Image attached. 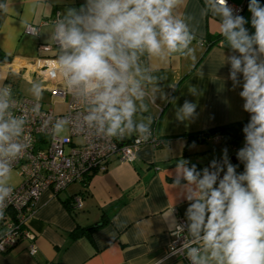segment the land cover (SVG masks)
I'll return each instance as SVG.
<instances>
[{
    "label": "clouds",
    "instance_id": "clouds-1",
    "mask_svg": "<svg viewBox=\"0 0 264 264\" xmlns=\"http://www.w3.org/2000/svg\"><path fill=\"white\" fill-rule=\"evenodd\" d=\"M37 2L33 0L30 11ZM182 2L82 0L77 6L76 0H68L63 16L48 26L56 46L48 75L62 80L65 94L83 108L77 118L81 129L107 139L122 140L133 133L144 141L150 138L152 117L144 113L149 111L146 101L156 102L159 79L146 61L196 60L190 18L177 14ZM0 9L8 11L6 4ZM247 10L250 20L228 0H205L201 11L202 16L219 18L222 46L229 50L220 52V67L230 66L226 79L232 90L240 88L248 121L241 129L243 146L235 153L239 163L232 162L224 147L219 159L203 168L182 158L169 171L179 198L187 204L184 221L178 223L173 215L175 204L171 216L177 229L173 235L183 238L190 264H264V4L248 0ZM30 34L40 35L36 28ZM28 83L31 113L43 115L45 83ZM188 92L199 96L196 86ZM197 107L185 100L176 108V120L194 122ZM27 123L12 88L0 86V219L13 192V166L29 147ZM69 124V118L56 119L52 134L59 137ZM241 164L243 170L238 171ZM185 231L189 239L183 237Z\"/></svg>",
    "mask_w": 264,
    "mask_h": 264
},
{
    "label": "crops",
    "instance_id": "crops-1",
    "mask_svg": "<svg viewBox=\"0 0 264 264\" xmlns=\"http://www.w3.org/2000/svg\"><path fill=\"white\" fill-rule=\"evenodd\" d=\"M67 3L68 0H38L30 11L33 0H0L8 7L7 12L0 9V86L11 83L17 87L11 82L13 76L22 74L23 79L29 80L40 60L56 57L55 49L38 50L39 45L53 43L48 27L51 23H42L56 14L63 16ZM247 3L248 0H228L229 5L243 7L240 15L250 20ZM204 7L205 0H183L177 10L178 15L190 18L196 34L192 42L195 62L178 57L167 62L146 61L159 79V90L154 104L146 101L149 111L144 115L152 117L151 126L164 145L141 146L131 162L110 158L106 171L94 174L86 189L73 183L57 195L49 190L42 192L36 211L27 222L35 235L36 252L30 255L28 242L22 241L8 253H0V264H185L171 256L169 250L176 228L171 216L174 204L177 222L180 218L184 221L187 207L179 198L169 171L182 158L205 167L213 158L219 159L224 147L230 156L231 147L223 144L219 136L207 137L200 144L190 142L189 136L248 121L238 96L240 88L232 90L231 81L226 79L230 66L220 67V52H229L222 46L223 38L210 47L204 44L220 34L219 18L210 13L202 16ZM28 25L37 27L40 35H27L24 31ZM246 27L254 31L250 24ZM218 77L226 82L223 84ZM191 86L199 90L198 97L189 94ZM185 100L198 105L199 116L194 122L175 118L176 108ZM231 160L236 162L235 157ZM68 200L70 210L63 204ZM99 222L104 223L90 231V236L71 235Z\"/></svg>",
    "mask_w": 264,
    "mask_h": 264
},
{
    "label": "built area",
    "instance_id": "built-area-1",
    "mask_svg": "<svg viewBox=\"0 0 264 264\" xmlns=\"http://www.w3.org/2000/svg\"><path fill=\"white\" fill-rule=\"evenodd\" d=\"M78 2L82 3V0H76V3ZM230 6L238 10V14L242 13L243 7ZM58 17L60 15L56 14L53 19L44 21L42 25L52 23ZM31 28L38 30L37 27L28 25L24 32L31 35ZM52 49L56 50L53 43L38 46V50L42 52ZM55 58L40 60L41 64L32 69L30 79L27 81L42 80L46 88L45 97L65 102L66 110L63 114H56L52 104L47 103L44 98L40 108L43 115L32 114V97L21 95L11 83L4 84L12 88L15 97L22 103V108L28 115L25 134L29 138V147L13 166V171L21 179V183L12 187L11 198L3 209L4 215L0 219V253H8L22 241L28 242L27 250L30 255L36 252L35 235L28 229L27 222L34 215L42 192L49 190L57 195L69 185L81 183L88 174L105 172L107 161L112 157L123 162H131L141 146L149 144L154 148H160L164 145V141L156 135L154 126H151L152 133L147 141L140 139L137 134L122 140L107 139L97 135L93 130L81 129L77 118L83 108L73 101L71 95L65 94L62 80L48 75L50 63ZM49 117L51 123L48 122ZM58 118L70 119L67 136L56 137L52 134V123ZM76 139L81 141L75 142ZM182 221L180 218L178 223ZM176 231L175 228L172 232L170 254L185 264H190L186 250L182 247L183 238L173 235ZM183 237L189 239L187 231L183 233Z\"/></svg>",
    "mask_w": 264,
    "mask_h": 264
},
{
    "label": "trees",
    "instance_id": "trees-1",
    "mask_svg": "<svg viewBox=\"0 0 264 264\" xmlns=\"http://www.w3.org/2000/svg\"><path fill=\"white\" fill-rule=\"evenodd\" d=\"M223 37L218 34L214 36V38L205 40V43L208 47L217 44ZM18 91V89H17ZM247 121H242V122H236V123H231L227 124L224 126H220L217 128H213L211 130H207L201 133L193 134L189 136V141L192 143H203L205 142L207 137H214V136H219L222 143L225 144L228 147L231 148H236L238 146H243V134H242V127L244 124H246ZM237 162V160H236ZM197 165V164H196ZM198 168H203L202 166L197 165ZM243 168L242 165H240V170ZM94 174H88L85 179H83L80 183L82 188L86 189L88 187L89 181L92 178ZM64 206L70 210V205L71 201H63ZM100 224L91 226L89 229H77L75 230L71 235L77 236L81 235L82 233H85L87 235L90 234V231L95 229L97 226L99 227L102 225L104 222H99ZM90 236V235H89Z\"/></svg>",
    "mask_w": 264,
    "mask_h": 264
},
{
    "label": "rangeland",
    "instance_id": "rangeland-1",
    "mask_svg": "<svg viewBox=\"0 0 264 264\" xmlns=\"http://www.w3.org/2000/svg\"><path fill=\"white\" fill-rule=\"evenodd\" d=\"M12 81L13 83H15V85H17V89H18V92L23 95V96H31L30 92H29V88H30V84L28 83L29 81L23 79L21 76L17 77V76H13L12 77ZM44 100L47 102V103H51L52 106H53V109L55 111L56 114H63L66 110V104L65 102H63L62 100H59V99H50L48 97H43ZM62 136H67V128H66V131L64 133H62L60 135V137ZM81 139H76L75 142H80ZM242 146H238L236 148H230L231 151H230V158L231 157H235V153L236 151ZM211 150H214V147L213 145L210 146ZM233 162V161H232ZM233 163H239L238 161L237 162H233ZM242 165V164H241ZM243 166V165H242ZM239 171H242L243 168L240 170V166L238 168ZM10 185L12 187H16L18 186L20 183H21V179L18 177V175L16 174L15 171L12 172V177H11V180L9 181Z\"/></svg>",
    "mask_w": 264,
    "mask_h": 264
}]
</instances>
